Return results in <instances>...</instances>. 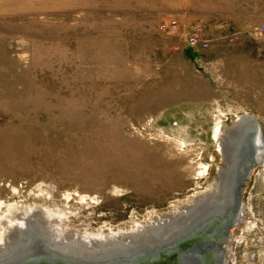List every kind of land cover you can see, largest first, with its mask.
I'll use <instances>...</instances> for the list:
<instances>
[{
    "label": "rangeland",
    "instance_id": "374dc122",
    "mask_svg": "<svg viewBox=\"0 0 264 264\" xmlns=\"http://www.w3.org/2000/svg\"><path fill=\"white\" fill-rule=\"evenodd\" d=\"M177 1L0 0V246L15 215L99 238L172 216L215 188L236 119L264 139V38L213 27L189 46ZM242 197L225 263L264 264V162Z\"/></svg>",
    "mask_w": 264,
    "mask_h": 264
},
{
    "label": "water",
    "instance_id": "95a60500",
    "mask_svg": "<svg viewBox=\"0 0 264 264\" xmlns=\"http://www.w3.org/2000/svg\"><path fill=\"white\" fill-rule=\"evenodd\" d=\"M252 122L257 126V132L249 136L254 140H252L253 151L250 152L248 150L250 146L244 143V141H248L250 138H247L244 131L240 132L237 129L241 139L239 138V146L235 150L233 158L231 157L232 160L230 159L231 165L227 168L231 174L225 185V192L227 191V197L229 195L231 204H227L228 201H226L221 209L205 214H202L205 210H202V208L198 209V212L202 210L200 211L202 216L189 221L180 231L178 228L176 233L173 234V239L179 236L177 240L174 239V241L164 244L165 247H169V250L172 247L179 248L186 245L187 248H190L194 246L193 254L199 256V258H192L196 260L193 264H219L220 260L221 264L224 262L223 251L228 248L227 240L231 235L230 230L240 221L238 215L243 202L242 191L245 180L249 178L254 164L258 162L256 158L258 151L257 140L261 139L262 141V135L257 120H252ZM189 233L192 235L193 244L181 242V237ZM34 237L36 236H29L27 242L24 245L18 246L19 248L16 251L4 254L0 258V264H159L158 258L155 257L154 253L158 249L156 246L162 244V247L164 242L161 239L154 242L156 245L138 242V247H133L124 254L115 253L95 257L87 254H72L73 252L71 254H63V251L58 252L50 244L49 240L34 239ZM25 240L26 238H22L18 243ZM206 252L208 255L205 254ZM203 253L205 256L200 261V257L204 255Z\"/></svg>",
    "mask_w": 264,
    "mask_h": 264
},
{
    "label": "bare ground",
    "instance_id": "6f19581e",
    "mask_svg": "<svg viewBox=\"0 0 264 264\" xmlns=\"http://www.w3.org/2000/svg\"><path fill=\"white\" fill-rule=\"evenodd\" d=\"M252 120H256L254 118V116L242 115L241 117H239V119H236V121L233 123L232 127L235 128L234 132L236 131V133H238L240 135V133L237 131V129L240 132L244 131L245 134L247 135V138H248L253 133L257 132V126L255 124H253ZM239 121H241V122L238 123ZM257 124L259 126L258 122H257ZM232 127L225 128V126H224V128H223V125L217 124L214 128V131H213L214 137L216 139H218V138L222 139L225 143L226 137H227V132L232 130ZM259 128H260V126H259ZM220 134H223L222 138H220ZM249 138H250V140H248V141L246 140V141H244V143L247 144L248 146H250V148H248V150L251 152L254 149V147H252V140L253 139L251 137H249ZM236 144H237L236 145V149H237L239 146V137H238V142ZM224 146H226V144ZM257 146H258V151L256 154V158H257V161L261 163V162H264V139H262V141H261V139H258L257 140ZM234 152H235V150H234ZM234 152L231 155L232 158H233ZM231 157H230V159L232 160ZM230 159L226 163V165H228V166H226L224 169H222L220 171L218 178L215 180V188L205 189L202 192H199L198 194L193 195V197H191L193 199V202L190 203V205H187V207L185 209L179 211V213L176 215V217L187 214L185 216V220L183 222H181L180 225H178L179 227L173 225L174 224L173 220L176 217L175 216L174 217L169 216L167 218L159 219L156 222L158 224L154 228L150 227L146 230L147 234H145V231L138 232V231H141L140 229H138V230H135L134 232H132V234L124 236V239H126V241H124V242H122V241L121 242L115 241V243H113V242H109V243L108 242H101L100 243L99 242L98 245H97V243L95 244L97 246H89V247L87 246V244L86 245L80 244L79 246L72 247L73 249H71L69 247L63 248V246H66L67 244H64V245L61 244L62 241L59 240V238H60L59 234H57L54 230H51L49 224L46 222V219L44 217H42L38 211L37 212L38 218L29 217L27 215L26 216L25 215H21V216L18 215L17 216L19 219H25V222L27 224H25V225L23 224L24 226L23 225L22 226L17 225L16 224L17 222L13 220L16 215L14 216V218L12 216L10 221L7 222V229H8V233L10 234V237L6 241L4 240L5 241V243H4L5 245L3 244L4 246H0V258L2 256H4V254H6V253H9L11 251H16V249L19 248L18 246H20L22 244L24 245L25 242H27V240L29 239V236H31V237L36 236V237H34V239L41 238V239L49 240L50 244H52V246H54L58 252L63 251L62 252L63 254H71L73 252L72 254L75 253V254H87V255H89L91 253H96V255H101V254L106 255V254H115V253L116 254H124L125 252H128L131 248L136 247L138 242L139 243H152V245H156V244H154V242L156 240L158 241L157 237H159V236H160L159 239L164 238L163 245L168 243V242L174 241V239L177 240V238L179 236H177L176 238L173 239V237H174L173 234L176 233V230H178V228L180 231L181 229H183L182 227L184 225H187V223L189 221L200 218L202 216V214L213 212L214 210L221 209L223 207V204L226 203V201H228L227 204H229V203L231 204V200L229 198V195L227 197V191L225 192V188H226L225 185L227 183L229 175L231 174L230 170L227 169L231 165ZM217 181H218V183H217ZM200 193L203 195H201ZM200 208H202V210H205V212L200 214V211H202V210H200L198 212V209H200ZM243 211H244V202H242L241 211L238 215L240 221L243 218L242 217ZM198 214H200V215H198ZM176 221L178 222V220H176ZM20 222H22V220H20ZM173 226H175V227H173ZM139 228H141V227L139 226ZM230 237H231V235H230ZM22 238L23 239L26 238V240L18 243V241L22 240ZM187 238H188V240H186ZM73 239L74 238H72V240ZM91 239L95 242L98 241V238L93 237ZM127 239H129V240L131 239L130 242ZM181 239H182L181 242L183 241L185 244H187V243L193 244V238H192V235L190 233L186 234V236H182ZM78 242H80V241H78ZM86 243H87V241H86ZM227 243H228L227 244L228 248L225 250V251H227L225 254H227L228 250H229V245H230L229 239L227 240ZM156 247L158 248L154 253L156 258H157V255H164L165 254V251H166L165 245H164L162 252L159 249L158 245ZM101 248H104V250L97 252V250H99ZM194 249H195L194 246L187 248L186 245L183 247H179V248L178 247H172L170 249L172 259L174 260V261H172V264H186V263L193 264V263H195L196 260L192 259V258L198 259L199 256H196L195 254H193ZM225 251H223V257L225 256V254H224ZM205 254L208 255L207 252ZM205 254L200 257V261H202ZM159 258L160 257H158V259ZM225 261H226V258H224L223 264H226ZM219 264H221V260H220Z\"/></svg>",
    "mask_w": 264,
    "mask_h": 264
},
{
    "label": "crops",
    "instance_id": "0c3cea01",
    "mask_svg": "<svg viewBox=\"0 0 264 264\" xmlns=\"http://www.w3.org/2000/svg\"><path fill=\"white\" fill-rule=\"evenodd\" d=\"M178 6H171L169 10L187 15L192 22H200L203 35L211 42L206 33L207 29L218 27L219 30L236 33L233 42L242 43L247 37L246 29L255 28L264 22V0H226L217 6H201L193 0H178ZM181 10V11H180ZM239 35V36H237ZM224 37V35H223ZM225 38L228 39V37ZM240 59V58H238Z\"/></svg>",
    "mask_w": 264,
    "mask_h": 264
},
{
    "label": "flooded vegetation",
    "instance_id": "af4514ba",
    "mask_svg": "<svg viewBox=\"0 0 264 264\" xmlns=\"http://www.w3.org/2000/svg\"><path fill=\"white\" fill-rule=\"evenodd\" d=\"M229 132V131H228ZM227 132V133H228ZM223 135V134H222ZM225 144H227V142H225L224 143V141L222 140V147H221V150H222V153L224 152L225 153V157H226V159H227V153H226V146H224ZM224 153H223V155H224ZM228 161V160H227ZM226 167V166H225ZM225 167H223L222 169H224ZM221 169V170H222ZM220 170V171H221ZM220 171H219V173H220ZM218 173V174H219ZM217 178H218V175H217ZM217 183H218V181H217ZM216 183V184H217ZM201 194V193H200ZM199 194V195H200ZM201 195H203V194H201ZM193 202V199L192 198H190L189 196L184 200V202L182 203L183 205H184V207H183V209H185L186 207H187V205H190V203H192ZM182 209V210H183ZM244 209H245V207H244ZM181 211V210H180ZM179 213V210L176 212L175 211V214L174 215H172V217H176V215ZM187 215V214H186ZM186 215H182V216H178V217H176V218H174V220H173V225H175V226H177V227H179L178 225H180L181 224V222H183L184 220H185V216ZM243 217V216H242ZM181 219V220H180ZM243 219V218H242ZM241 219V220H242ZM176 220H178V222L176 221ZM180 221V222H179ZM241 222V221H240ZM150 224V225H149ZM158 223H156V222H149L148 224H146V225H144V226H142L141 228H139V226H137L138 228L136 229V230H138V229H140L141 231H138V232H142V231H145V234H147L146 233V230L148 229V228H150V227H155L156 225H157ZM239 224V223H238ZM148 226V227H147ZM175 226H173V227H175ZM172 227V228H173ZM176 227V228H177ZM135 231V230H134ZM134 231H130V232H128V233H125L124 231L123 232H120V233H112L111 232V235L113 236L112 237V239L111 238H106V237H101V238H99V236H101L99 233L98 234H80L79 232H75V233H73V234H67L68 232L67 231H65V230H58V233L59 234H63V236L61 237L60 236V238H59V240H61L62 242H61V244L62 245H64V244H67L66 246H63V248H67V247H69V248H71V249H73L72 247H76V246H79L80 244H84V245H86L87 244V246L89 247V246H97L98 244H99V242L101 243V242H113V243H115V241L116 242H124V241H126V239H124V236H126V235H129V234H132V232H134ZM162 234V233H161ZM89 235V236H88ZM86 236H88L87 238H85ZM64 237V238H63ZM99 238L98 239V241L97 242H95V241H93V240H91V238ZM117 237V238H116ZM122 237V238H121ZM160 237V236H159ZM159 237H157V239H159ZM70 238V239H69ZM72 238H74L73 240H72ZM78 241H80V242H78ZM109 240V241H108ZM111 240V241H110ZM127 240H129V239H127ZM164 239H161V241H163ZM229 240H230V245H229V249H230V247H231V242H232V235H231V237L229 238ZM86 241H87V243H86ZM93 242V243H92ZM97 243V245H95ZM111 244V243H110ZM155 244V243H154ZM5 245V244H4ZM4 245H2V246H4ZM161 245L162 244H160V245H158L159 246V249L161 250V252H162V250H163V248H164V245L161 247ZM71 246V247H70ZM102 250H104V248H101V249H99V250H97V252H99V251H102ZM229 251L230 250H228V253H229ZM171 250H169V247H166V251H165V254L164 255H157V258L158 257H160L159 259H158V262H159V264H172V261H174L173 259H172V255H171ZM93 256H95V257H97V256H101V255H103V254H101V255H96V253H91ZM91 254H89L90 256H92ZM169 255V256H168ZM253 257H252V255H248L247 256V260H251Z\"/></svg>",
    "mask_w": 264,
    "mask_h": 264
},
{
    "label": "built area",
    "instance_id": "2783aa9c",
    "mask_svg": "<svg viewBox=\"0 0 264 264\" xmlns=\"http://www.w3.org/2000/svg\"><path fill=\"white\" fill-rule=\"evenodd\" d=\"M171 24L174 27H177V21L171 20ZM256 33L264 38V22L260 23L257 27H255ZM236 33L233 32V35H228V40L232 42L235 38ZM184 43L189 46H198L201 48H207L210 40L203 35L202 26L200 22H193L189 27L188 31L184 34Z\"/></svg>",
    "mask_w": 264,
    "mask_h": 264
}]
</instances>
